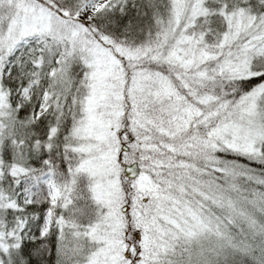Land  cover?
I'll list each match as a JSON object with an SVG mask.
<instances>
[{
  "label": "snow or ice",
  "instance_id": "1",
  "mask_svg": "<svg viewBox=\"0 0 264 264\" xmlns=\"http://www.w3.org/2000/svg\"><path fill=\"white\" fill-rule=\"evenodd\" d=\"M0 264H264V0H0Z\"/></svg>",
  "mask_w": 264,
  "mask_h": 264
}]
</instances>
